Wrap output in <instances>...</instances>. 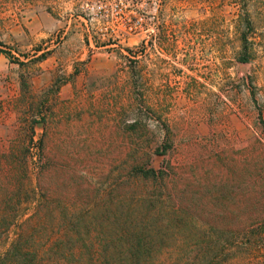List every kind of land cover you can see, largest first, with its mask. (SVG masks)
I'll list each match as a JSON object with an SVG mask.
<instances>
[{
	"label": "rangeland",
	"instance_id": "rangeland-1",
	"mask_svg": "<svg viewBox=\"0 0 264 264\" xmlns=\"http://www.w3.org/2000/svg\"><path fill=\"white\" fill-rule=\"evenodd\" d=\"M85 3L0 0V38L45 12L56 26L31 64L58 58L26 69L34 47L0 42L23 69L0 78V254L27 239L40 258L74 228L85 258L143 241L140 264H189L217 239L264 264V27L237 60L242 8L264 25V0H121L130 33Z\"/></svg>",
	"mask_w": 264,
	"mask_h": 264
},
{
	"label": "trees",
	"instance_id": "trees-1",
	"mask_svg": "<svg viewBox=\"0 0 264 264\" xmlns=\"http://www.w3.org/2000/svg\"><path fill=\"white\" fill-rule=\"evenodd\" d=\"M245 6L246 0H243L242 7ZM242 11L243 15L241 12L238 18V26L241 29L238 31L240 49L237 54V60L241 63H248L252 55L250 38L253 37V34H255L259 27L263 28L264 25H256L251 18L250 13L243 8ZM154 173L155 171L148 169L144 171L143 174L145 176H150L154 175ZM74 231V228H72L71 231H65L67 240L53 242L49 247L47 254L42 255L40 258L37 257V254L42 246H36V243L32 240H13L6 247L5 251L0 254V264H35V261L38 259L42 262L45 260L46 264H140V261H147L146 258L148 255L144 254V251L149 250V248L146 246L147 243H144L143 241H138L135 243L136 245L132 244L131 246H122L117 242L105 241V243L102 244V250L97 256L94 255V258L91 256L85 258L82 256L83 248H80L82 244L81 241H79V239H74V237L71 236ZM224 233L230 236L234 235L236 232L235 230L229 229ZM203 243L204 244L197 246L195 255L189 264H202L203 262L206 264H237L240 248L236 243L230 242L222 245L217 239ZM83 246L85 247L86 244H83ZM110 246L113 247V254L109 253L111 252ZM59 248H66V250L70 252V255H59ZM92 248L97 252L94 245H92ZM124 251H130L132 254L122 253ZM134 252H136V254H134ZM225 253H228V255L220 259V256ZM57 256L59 258H57ZM40 261L38 260L39 264Z\"/></svg>",
	"mask_w": 264,
	"mask_h": 264
},
{
	"label": "crops",
	"instance_id": "crops-1",
	"mask_svg": "<svg viewBox=\"0 0 264 264\" xmlns=\"http://www.w3.org/2000/svg\"><path fill=\"white\" fill-rule=\"evenodd\" d=\"M3 21L5 20L3 19ZM13 22L15 23L11 29H6V31H3L4 33L2 34V38H0V42L6 45H12L14 46V48H18L20 49V51L26 52H28V49L34 47L30 51V55H23L21 57L19 56L18 60H22L23 67L29 69V67L34 68L35 66H41L43 69L46 70L48 62L58 60V58H56L51 52V54L46 58H42L40 60H37V62L31 64L32 59L34 57H38L39 53L41 52L40 49L35 48L37 47L38 42L49 37L52 33V30L54 29V26H56L54 25V21L52 20V17H50L49 14L45 12H35V10H33L32 12H30L29 16L27 14L24 17L20 16V19L17 20L16 18L13 20ZM65 30L67 31L68 27H66ZM75 34L76 33H71L69 36H79ZM69 36H67L66 39H68ZM5 38H9V41H4ZM3 49L4 48L0 47V78L6 77L4 68L7 65L10 70L12 69L13 71L21 72L23 69L20 68L19 64L12 62L10 58H8V56L4 53ZM13 75L15 74L13 73ZM38 82L42 83L41 78H39ZM12 83H15L14 78L12 80Z\"/></svg>",
	"mask_w": 264,
	"mask_h": 264
},
{
	"label": "built area",
	"instance_id": "built-area-1",
	"mask_svg": "<svg viewBox=\"0 0 264 264\" xmlns=\"http://www.w3.org/2000/svg\"><path fill=\"white\" fill-rule=\"evenodd\" d=\"M121 0H87L85 3V9L90 11V13L95 17L93 19H112L118 18L122 25L126 27L124 30L126 33H130L134 29L135 20L133 18V13L125 14L122 8L119 6ZM84 22H86L83 19ZM113 30L112 28L110 29Z\"/></svg>",
	"mask_w": 264,
	"mask_h": 264
}]
</instances>
